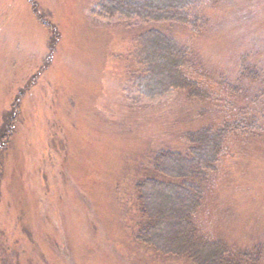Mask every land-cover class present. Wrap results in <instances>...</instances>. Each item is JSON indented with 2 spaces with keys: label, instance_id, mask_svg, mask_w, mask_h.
<instances>
[{
  "label": "rangeland",
  "instance_id": "374dc122",
  "mask_svg": "<svg viewBox=\"0 0 264 264\" xmlns=\"http://www.w3.org/2000/svg\"><path fill=\"white\" fill-rule=\"evenodd\" d=\"M32 1L60 35L48 67ZM100 1L0 0V129L19 109L0 150V264H192L137 242L135 187L157 152L226 125L195 222L264 264V0H199L195 27L102 18ZM152 29L190 50L206 99L139 94Z\"/></svg>",
  "mask_w": 264,
  "mask_h": 264
},
{
  "label": "trees",
  "instance_id": "16d2710c",
  "mask_svg": "<svg viewBox=\"0 0 264 264\" xmlns=\"http://www.w3.org/2000/svg\"><path fill=\"white\" fill-rule=\"evenodd\" d=\"M198 4L199 0H101L96 15L195 27L201 19L196 14ZM32 5L35 16L51 35L48 67L60 35L55 25L36 11L33 1ZM140 47L139 61L145 70L135 86L141 96L156 99L184 91L193 100L208 97L206 89L188 75L194 67L193 54L172 36L152 29L140 38ZM18 110L17 106L0 129V150L8 146ZM230 134L229 125L216 130L205 127L186 134L185 152L161 150L155 154L153 174L135 187L141 216L136 233L139 244L158 255L192 264H261L259 247L234 249L222 240L203 235L195 222L210 175L217 171L224 141Z\"/></svg>",
  "mask_w": 264,
  "mask_h": 264
}]
</instances>
